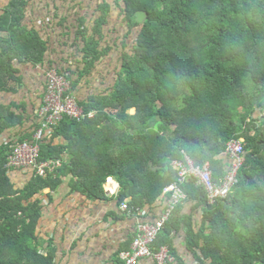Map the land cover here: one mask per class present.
Returning a JSON list of instances; mask_svg holds the SVG:
<instances>
[{"label": "trees", "instance_id": "16d2710c", "mask_svg": "<svg viewBox=\"0 0 264 264\" xmlns=\"http://www.w3.org/2000/svg\"><path fill=\"white\" fill-rule=\"evenodd\" d=\"M5 1L0 95L20 86L21 65L46 64L51 54V37L38 27L52 12L42 7L38 21H30L38 0ZM53 1L60 10L78 0ZM94 5L90 17L64 12L75 22L68 35L76 32L85 41L86 72L112 50L119 51V63L106 88L87 100H80L72 85L71 92L95 116L82 123L66 117L42 144L41 160L68 155L70 164L64 160L55 174L17 183L14 172L27 169L9 167L13 146L33 140L41 119L22 104L0 102V264H56L55 253H45L41 242L42 197L57 191L63 176L73 175L74 190L89 198H105L104 185L115 179L119 203L144 210L162 198L167 206L170 196L163 191L178 177L174 161L187 156L197 165L209 163L214 182L221 183L230 163L227 144L234 139L245 140L246 161L231 194L211 205L204 189L187 180L182 186L187 199L153 249L170 248L172 233L185 224L198 264H264V0H96ZM139 10L149 14L144 25L137 21ZM113 14L129 28L122 44L107 42L104 33ZM51 68L57 67L47 72ZM29 122L31 133L16 131ZM60 138L66 146L57 145ZM188 204L202 211L201 224L183 214Z\"/></svg>", "mask_w": 264, "mask_h": 264}, {"label": "crops", "instance_id": "0c3cea01", "mask_svg": "<svg viewBox=\"0 0 264 264\" xmlns=\"http://www.w3.org/2000/svg\"><path fill=\"white\" fill-rule=\"evenodd\" d=\"M69 30L57 33H62L64 37L56 36V33H53V36L52 33L48 34V37L51 36V54L48 55L46 64L21 65L20 86L17 85L14 91L2 93L1 103H19L36 114L44 102L49 67H57L71 76L75 93L80 100H87L95 92L106 88L108 84L106 79H110L109 75H113L119 63V53L115 56L116 52L111 51L112 56L108 53V56L86 72L83 51L85 41L77 38L76 32L69 36ZM108 57L113 59V66L107 68L112 72L106 74L105 60ZM32 126L29 122L16 131L22 130L24 134H29L33 131ZM67 143L65 138L57 139L58 146H66ZM64 160L66 165L70 164L68 155ZM33 175V170H27V173L15 171L13 174L15 181L21 184L27 182ZM63 180L57 191L47 190L42 197L45 210L40 224L41 242L45 253L51 251L55 253L56 264H122L120 253L132 248L139 221L141 219L155 221L165 211L166 203L161 198L156 205L144 209L147 212L145 216L125 212L123 204L118 200L119 184L115 179L108 180L104 185L106 197L99 199L89 198L84 193L74 190L73 175L63 176ZM193 209V204L185 205L183 214L191 218L193 223L201 224L202 211ZM187 231V226L183 224L178 231L172 233L170 248L174 260L166 264H198L195 255L189 250ZM139 264L157 262L153 257H145Z\"/></svg>", "mask_w": 264, "mask_h": 264}, {"label": "built area", "instance_id": "2783aa9c", "mask_svg": "<svg viewBox=\"0 0 264 264\" xmlns=\"http://www.w3.org/2000/svg\"><path fill=\"white\" fill-rule=\"evenodd\" d=\"M48 87L44 103L39 112L40 126L33 140L24 141L13 146L9 158V167L33 170L36 176L47 177L57 173L63 166L64 160L50 159L41 160L42 144L48 136H51L54 127L60 125L66 117L84 122L92 119L95 111L87 112L72 90V81L69 74L61 73L57 68H51L47 72ZM264 115V112L261 113ZM246 142L244 139H234L227 144V155L230 158L228 172L221 183L213 180V173L209 163L197 165L189 157L184 161H174V169L178 173L174 184L166 187L163 195L170 196L166 210L155 221L141 219L137 226V235L130 250L120 253L122 264H139L145 257H153L157 264H166L173 261L174 256L167 245L159 250L153 249V243L160 231L175 209L187 199L182 186L187 180L194 179L198 186L202 187L207 194L209 202L213 205L218 199H224L231 194L238 184L239 174L245 164ZM123 210L137 216H145L143 209L131 208L128 203L123 204Z\"/></svg>", "mask_w": 264, "mask_h": 264}, {"label": "rangeland", "instance_id": "374dc122", "mask_svg": "<svg viewBox=\"0 0 264 264\" xmlns=\"http://www.w3.org/2000/svg\"><path fill=\"white\" fill-rule=\"evenodd\" d=\"M95 1L78 0L75 3L66 4L64 5V7L59 6L60 10H58L54 6L55 2L53 0H38L31 6L32 12L30 11V14H28V19H30L31 21L32 19L38 18V16H36V12H38L42 7L48 8L52 12L53 16H51V18H45V21L47 22L49 18L53 20L51 22L48 21L47 26L45 25L46 22L44 23L43 21V23L39 25L38 28L43 29L45 35H50L52 33L51 35L53 36V33H56V36L58 35L59 37H61L63 36V34H57L59 33V31H67L68 29H71V27L75 26V22L72 21V18L69 20L65 15H63L64 12L68 15H76V12L80 11L83 12V15H87L88 17H90L92 12H94L93 8L95 7ZM5 3V0H0V5H4ZM80 4H82V6H80ZM58 15L61 17L57 18ZM66 19L68 21H66ZM35 20L36 22L38 21L37 19ZM40 22L42 21L40 20ZM128 30L129 28L126 27L123 18H119L118 15L114 16L113 14V16L110 17L109 25L105 28L104 33L106 35L107 42H114L115 40H117L118 44H122L123 39H125L126 35L128 34ZM135 36L136 34L134 36L132 35L130 39L134 38ZM57 41H59V39H57ZM114 51L116 52L115 56H118L119 51L112 50V53ZM112 53H110V56H112ZM105 65L107 66L104 70L106 71V74L112 72L108 71L107 68L113 66V59L111 57H108V59L105 60ZM133 113H135V110L133 111Z\"/></svg>", "mask_w": 264, "mask_h": 264}, {"label": "water", "instance_id": "95a60500", "mask_svg": "<svg viewBox=\"0 0 264 264\" xmlns=\"http://www.w3.org/2000/svg\"><path fill=\"white\" fill-rule=\"evenodd\" d=\"M148 18H149V14L147 11L145 10H139L137 12V21L140 23V24H146V22L148 21ZM160 120V118H159Z\"/></svg>", "mask_w": 264, "mask_h": 264}]
</instances>
